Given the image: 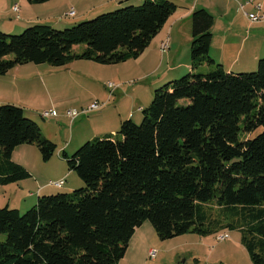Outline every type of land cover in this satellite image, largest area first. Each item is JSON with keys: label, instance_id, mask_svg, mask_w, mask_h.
<instances>
[{"label": "trees", "instance_id": "trees-1", "mask_svg": "<svg viewBox=\"0 0 264 264\" xmlns=\"http://www.w3.org/2000/svg\"><path fill=\"white\" fill-rule=\"evenodd\" d=\"M178 8L144 0L64 30H0V76L29 63L138 59ZM191 18L192 71L155 90L141 124L122 121L116 135L63 152L85 188L39 195L25 213L0 208V264H119L146 221L162 240L239 230L251 262L264 264V57L256 72L226 71L210 55L213 15L198 9ZM204 66L214 69L198 73ZM22 145L37 146L45 161L57 151L23 108L2 105L0 184L31 176L12 160Z\"/></svg>", "mask_w": 264, "mask_h": 264}, {"label": "rangeland", "instance_id": "rangeland-1", "mask_svg": "<svg viewBox=\"0 0 264 264\" xmlns=\"http://www.w3.org/2000/svg\"><path fill=\"white\" fill-rule=\"evenodd\" d=\"M118 1V6H114L116 2L111 1L106 10L93 15L88 20H93L103 13L114 12L129 5H141L144 0L141 2L139 0ZM170 1L184 8L190 7L193 0ZM228 1L232 4L230 5ZM239 2V0H222V2L215 0L213 3L221 5L222 8L233 9L231 15H236L237 22L240 24V42L241 39L249 36L252 40L254 36L256 38L262 36L264 39V22L251 23L246 15H256L255 7L250 5L243 10L242 7L240 9ZM13 4H18V8L21 5L18 0H14ZM42 5L45 4L31 6L30 14H33L36 19H42L46 16L43 14V12L45 13L44 8L40 9ZM235 5L239 6V11ZM14 7L15 5L12 10ZM5 8V0H0V19L3 20L7 11ZM215 10L220 11V8L215 7ZM46 14L48 13L46 12ZM56 18L59 19V17ZM74 20L76 19L67 21ZM80 22L82 21H77L76 24ZM188 23L190 24L187 26L183 23L184 31L186 29L192 31V23L190 21ZM250 23L254 24L253 27L260 24L262 28L253 30L249 26ZM76 24L73 23L68 27ZM68 27L60 26L55 27V29L64 30ZM0 30L4 33L9 32L5 31L6 29ZM24 30L6 34L19 35ZM166 41L170 44L169 39L162 43H166ZM162 43L156 45L153 40L138 59H131L118 65H102L93 61L79 60L57 68L47 64L34 65L29 63L11 70L12 75L0 77V107L5 105L3 103H11V105L18 107L23 106L27 109L24 110L26 118L37 123L44 132V136L49 137L48 139L57 146L56 153L49 161L43 159L37 146L22 145L15 149L12 156L13 162L24 167L31 176L17 183L0 184V208L9 206L11 209H18L21 213H25L36 205L41 188L45 187V190L42 189L44 190L43 195L48 196L71 193L86 187L78 174L69 170L68 163L63 158V152L65 151L68 156H72L85 143L96 138V132L101 131L99 134L110 133L113 116L117 115L121 119L119 112L123 118L124 115L133 114V121L138 125L142 123L144 115L143 111L139 110L140 106L149 107L154 98L155 90L165 84L156 83L160 72L156 73L157 75L154 72L158 61L162 59ZM250 49H252L251 52L254 50L253 48ZM83 50L84 46L76 48L78 53L83 52ZM247 50L249 51L246 49L240 55V63L243 64L242 67L246 68L243 72H256L258 63H254L252 68L247 67L250 66L245 62L249 60ZM8 59L12 60L13 56ZM166 59L163 61V68L166 67ZM212 69L214 66L211 67ZM191 71L173 80L181 79ZM197 72L207 74L202 67ZM110 83H113L116 88H108ZM95 101L103 105L101 110L83 114V110ZM71 110L79 113V116L73 121L68 116V111ZM52 111L56 112V116L42 117L44 112ZM126 120L129 119H124V121ZM117 133L115 132V135ZM63 148L65 149L61 150ZM60 181L65 183L62 188L52 185V183L56 184ZM225 235L227 237L223 240L219 239ZM241 239V232L235 230L221 231L206 237L189 233L162 240L157 235L152 223L146 221L136 230L130 241L128 251L119 264H253ZM3 240H5V236L0 235V241ZM151 250H155L157 253L155 259L150 257L149 252ZM146 253L148 254L146 255Z\"/></svg>", "mask_w": 264, "mask_h": 264}, {"label": "crops", "instance_id": "crops-1", "mask_svg": "<svg viewBox=\"0 0 264 264\" xmlns=\"http://www.w3.org/2000/svg\"><path fill=\"white\" fill-rule=\"evenodd\" d=\"M21 3L18 11L12 10L13 6H18V4H13L14 0H5L6 15H4V20L0 19V29H6L5 31H9L6 33H13L17 31H21L26 29L29 26L37 25V24H47L52 27H60V26H70L77 23V21H84L91 19L93 15L100 13L106 10L110 5L109 2H116L114 6L118 4V0H51L42 5L40 7L44 8L45 13L43 12L45 18L36 19L33 14H30L31 6L34 5L30 3L28 0H18ZM140 2L142 0H139ZM237 1V0H236ZM240 9L247 0H239ZM263 5L264 11V0H259ZM215 0H193L190 7H181L177 9L175 14L169 19L163 30L160 34L154 39V43L156 45H160L164 40L169 39L170 41V49L167 52L162 54V59L158 61L156 68L154 70L155 74L159 73L156 83L163 84L169 81H172L174 78H177L184 73L190 71L191 68V43H192V31L183 30V23L187 26L189 21L192 23L191 17L195 10L198 9H206L211 15L214 17V26L212 29L213 32V40L211 44L210 55L215 60L216 63L223 65L226 71L240 73V71H245V67H242L243 64L240 63V55L247 50V56L249 60H246V64H250L251 67L254 66V63H258L259 59L264 57V39L262 36L257 37L254 36V39H251V36L246 37L245 39H241L240 42V24L237 22V16L231 15L232 8L223 7L219 4H214ZM222 2V0H220ZM229 2V1H228ZM218 3V2H217ZM231 5L232 3L229 2ZM37 5V4H36ZM39 5V4H38ZM109 5V6H108ZM44 6V7H43ZM118 6V5H117ZM237 10L239 11V6L235 5ZM250 6V5H248ZM8 7V8H7ZM215 7H219L220 11H216ZM244 7L243 10H245ZM74 9L75 17L69 18L67 16L68 12ZM185 9V10H183ZM216 11V12H215ZM46 12L48 14H46ZM238 14V13H236ZM43 17V16H40ZM56 17H59L56 18ZM13 19V21H12ZM69 19H76L74 21H67ZM12 22V23H10ZM252 23V22H251ZM250 23V28L253 30H260L262 27L260 24L253 27L254 24ZM6 25V26H5ZM182 27V28H181ZM253 48L254 50L251 52ZM166 59V67L163 68L164 59ZM35 65V64H34ZM206 70V72L211 71V67L204 66L202 67ZM20 69V68H19ZM156 74V75H157ZM12 75L10 71L5 76ZM4 77V76H0ZM5 101V100H1ZM6 104V103H3ZM11 104V103H9ZM25 109L23 106H20ZM144 109V105L140 106L139 110L142 111ZM121 119L116 115L113 116L111 120V132L106 134H99L100 132H96L97 136H103L107 134L115 135V132H118V129L121 125V122L124 119H134L133 114H128L124 118L119 112ZM44 133V132H43ZM96 136V137H97ZM95 137V136H94ZM49 138V137H48ZM65 148L61 149L64 150ZM65 152V151H64ZM45 188V187H44ZM44 188H41L39 195H43ZM44 189V190H42ZM150 253V252H149ZM148 253H146L147 255Z\"/></svg>", "mask_w": 264, "mask_h": 264}, {"label": "built area", "instance_id": "built-area-1", "mask_svg": "<svg viewBox=\"0 0 264 264\" xmlns=\"http://www.w3.org/2000/svg\"><path fill=\"white\" fill-rule=\"evenodd\" d=\"M259 0H247L245 2V5L242 6V8L244 9V7L248 6V5H253L257 11V14L256 15H253V14H246L250 21L252 23H259V22H264V11H263V5L262 3L258 2ZM18 7H14V11H18ZM75 10L74 9H71L67 16L69 18H73L75 17ZM169 46L170 44L166 41V43H162L161 44V50L162 52L164 53L166 50H169ZM108 88L110 89H115L116 86L113 84V83H110L108 84ZM103 107V105H101L98 101H95L94 103L90 104L86 109L83 110V114H86V113H92V112H96V111H99L101 110V108ZM56 116V112L55 111H52V112H44L42 114V117L43 118H49V117H54ZM68 116L69 118L73 121L74 119H76L78 116H79V113L77 111H68ZM52 185L56 186V187H62L64 185V181H60L59 183H56V184H53ZM225 237H227V235L225 236H222V237H219V239L223 240ZM156 251L155 250H151L150 251V257L152 259H155L156 258Z\"/></svg>", "mask_w": 264, "mask_h": 264}]
</instances>
